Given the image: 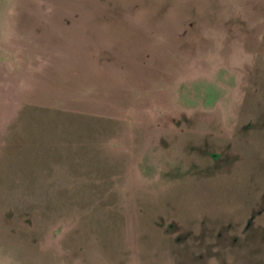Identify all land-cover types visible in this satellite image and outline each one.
Segmentation results:
<instances>
[{
  "label": "rangeland",
  "instance_id": "rangeland-1",
  "mask_svg": "<svg viewBox=\"0 0 264 264\" xmlns=\"http://www.w3.org/2000/svg\"><path fill=\"white\" fill-rule=\"evenodd\" d=\"M0 264H264V0H0Z\"/></svg>",
  "mask_w": 264,
  "mask_h": 264
}]
</instances>
